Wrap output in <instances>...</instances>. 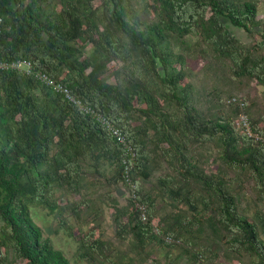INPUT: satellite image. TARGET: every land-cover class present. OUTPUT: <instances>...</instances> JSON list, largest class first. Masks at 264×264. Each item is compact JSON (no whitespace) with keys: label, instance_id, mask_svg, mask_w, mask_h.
I'll return each mask as SVG.
<instances>
[{"label":"trees","instance_id":"16d2710c","mask_svg":"<svg viewBox=\"0 0 264 264\" xmlns=\"http://www.w3.org/2000/svg\"><path fill=\"white\" fill-rule=\"evenodd\" d=\"M146 11L151 17L140 19ZM259 11V0H0V60L31 61L118 127L135 154L130 158L93 117L34 77L0 71V264H70L34 222L35 206L67 229L77 257L122 264L103 255L96 229H82V213L97 214L92 202L61 205L56 192L79 196L87 163L108 188L124 189L123 160L137 198L126 197L121 208L110 200L119 238L132 235L135 249L160 246L167 264H177L170 253L176 247L187 264H215L204 237L223 245L225 260L264 264V144L237 125L246 113L264 139V93L242 97L245 108L231 103L243 85L264 89V35L246 47L227 26L254 37L264 21ZM191 57L204 62L203 77L220 75L224 88L198 83L187 66ZM104 163L113 167L109 177L98 170ZM163 166L156 194H144L141 180ZM237 175L253 181L252 214L239 211L230 191ZM158 199L193 214L158 218Z\"/></svg>","mask_w":264,"mask_h":264},{"label":"rangeland","instance_id":"374dc122","mask_svg":"<svg viewBox=\"0 0 264 264\" xmlns=\"http://www.w3.org/2000/svg\"><path fill=\"white\" fill-rule=\"evenodd\" d=\"M259 1V19H262L264 18V0ZM139 17L142 20H147L151 17V15L146 11L140 13ZM227 26L234 33L239 42L246 47L252 46L255 41H260L262 39L260 34L264 35V21L262 26L258 28L259 34L255 35L254 37H250L241 29L234 28L230 25ZM83 46L85 52L89 54L91 51L90 46L87 43H83ZM187 66L190 72L198 78V83L204 80L207 86H211L214 83L220 88H224V83L222 80L218 79L221 77L220 75L213 77L205 76V78L200 74L205 67V64L202 60L196 57H191L187 61ZM110 81L112 82V79H110ZM243 86L244 88L239 91L238 96L240 95L250 98L256 97L258 100V98L264 93L263 87L256 84L254 81L249 85ZM250 114L255 115L253 111ZM207 164H209V162ZM83 167V189L80 195L78 196L77 194H70L63 190H58L56 192V197L59 201V204L61 205H65L69 202L71 203L74 201H79L81 199L92 202L91 205L93 207V211L94 213L97 212V214L94 215L91 211L85 210L82 213V217L84 218L82 229L84 233L96 229V236H99L101 241L105 244L103 255L112 261H119L122 264H167L169 260L167 258V251L162 249L160 246L146 244L142 246L141 249H135L134 244L136 242L132 235L125 236L124 239H121L117 236V229L114 223L115 214L112 211L113 205H111L110 200L116 197L118 199V208H121L126 205L127 193L124 192L123 188L115 191L110 187L108 188L104 179L97 174L96 169L91 164H84ZM215 168L216 165L212 164L211 170H215ZM98 170L105 177H109L113 167L110 164L104 163L100 165ZM165 172L166 169L163 166L162 169L153 173L149 181L141 180L143 193L151 195L156 194V188L154 187L156 181L160 176H163ZM237 176L239 177V180L232 182L233 185L230 187V191L235 195L238 202L239 211L242 212L246 209L248 210L247 205H249V203H253L254 184L249 178H246L242 175ZM230 177L236 178V175L232 173ZM156 209L158 218L171 215L172 213L177 214L179 211H187L189 214H193V212L189 210L186 205H180L176 210H172L171 202L167 199L166 202H162L158 199ZM253 209L254 206H251V209L248 210V213L252 214ZM259 209L264 211V203L259 204ZM31 214L34 222L43 230L44 235L51 239L56 249L64 253L70 264H92L77 257L76 242L71 238L65 227L63 228L58 225V219L55 217V215H53V213L49 212L47 209L35 206L32 208ZM68 215L69 214L66 213L68 221L77 227L75 219L69 217ZM203 241V244L209 245L210 254L215 261V264H234L231 260H225L222 256V244L218 245L212 243L205 237L203 238ZM170 253L172 258L177 259V264H187L186 258L182 256L181 249L179 247L174 248ZM9 257L10 259L13 258L12 253L9 254Z\"/></svg>","mask_w":264,"mask_h":264},{"label":"built area","instance_id":"2783aa9c","mask_svg":"<svg viewBox=\"0 0 264 264\" xmlns=\"http://www.w3.org/2000/svg\"><path fill=\"white\" fill-rule=\"evenodd\" d=\"M0 19V24H1ZM0 71H15L18 73H22L26 76H32L36 80H38L41 84L44 86L50 88L54 93L63 95L64 98L69 101L71 104H73L79 111L82 113L89 115L93 117V119L103 128H105L113 138L117 141L118 144H120L125 151L128 153L130 158H134L135 154L132 150V148L127 143L126 137L124 136L123 132L113 125L108 119H106L101 113L95 111L93 108H91L88 105H85L82 103L81 100L75 98L72 94H70L69 90L63 86L61 83L55 82L51 77H49L46 73H43L41 71H36L29 60L25 59H18V60H12V61H1L0 60ZM243 96H237L235 98L231 99V103H239L242 108H245V103L242 101ZM238 127L243 131L245 136L249 139H253L258 142H262L264 144V139L257 133L252 131L251 124L249 117L246 113H242L237 120ZM124 170H125V176H124V192L127 193V197L131 199L137 198L136 193V186L131 181L128 172L129 167L126 163V160H123ZM139 210L141 212L140 218L142 221H145L146 216V207L145 205L141 204L139 205ZM166 243H173V239L170 237H166L165 239Z\"/></svg>","mask_w":264,"mask_h":264}]
</instances>
